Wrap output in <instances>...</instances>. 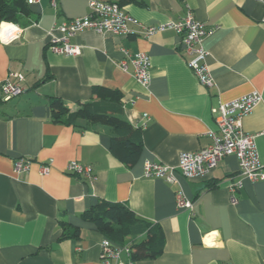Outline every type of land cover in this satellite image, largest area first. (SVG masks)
Returning a JSON list of instances; mask_svg holds the SVG:
<instances>
[{
    "label": "crops",
    "instance_id": "crops-1",
    "mask_svg": "<svg viewBox=\"0 0 264 264\" xmlns=\"http://www.w3.org/2000/svg\"><path fill=\"white\" fill-rule=\"evenodd\" d=\"M51 1L36 0L28 15L2 22L14 25L17 37L0 41V85L19 73L24 91L0 100V264H104L105 238L81 219L100 200L124 204L138 219L160 227L162 254L132 264H264V180L241 178L234 156L203 178L187 180L176 172V182L168 184L143 176L145 161L176 168L181 153L207 148L208 133L216 131L211 110L254 91L262 100L243 118L242 128L254 136L264 172L262 5L257 0H134L122 7L135 22L128 25V36L84 31L71 39L80 55L64 57L47 50L48 33L85 16L89 0H54L55 6ZM187 11L210 32L203 47L211 88L201 86L187 67L181 36L172 30L144 34V28L178 21ZM123 50L148 56V88L119 68ZM94 86L118 90L123 119L141 130L142 151L131 167L110 153L107 126L52 121L51 98L73 113L91 100ZM23 158L31 161L29 169L16 173L14 162ZM70 162L92 167L93 179L69 174ZM45 164L49 172L41 175ZM239 179L242 188L231 205L228 186ZM177 191L191 209L176 207ZM73 228L79 230L77 239L62 236ZM120 260L129 258L121 253Z\"/></svg>",
    "mask_w": 264,
    "mask_h": 264
},
{
    "label": "built area",
    "instance_id": "built-area-1",
    "mask_svg": "<svg viewBox=\"0 0 264 264\" xmlns=\"http://www.w3.org/2000/svg\"><path fill=\"white\" fill-rule=\"evenodd\" d=\"M36 0H27L31 5ZM263 7L261 23L264 24V0H257ZM51 4L55 6V1ZM135 23L134 20L115 3L102 0H89L88 13L81 17L54 26L49 31L47 50L56 56L77 57L80 55V47L71 43V39L84 31H92L96 34H110L117 37H126L130 34L128 25ZM172 30L181 36L185 46L187 67L192 71L198 83L204 88H211L213 80L206 66L207 51L203 47L205 38L210 33L203 24L197 21L191 11L178 21L168 22L159 27L144 28L145 35H151L156 31ZM16 27L11 24H0V41L8 43L16 36ZM124 58L119 62V68L123 72L130 71L134 80L143 88H148L150 81V61L146 54H128L123 50ZM24 76L19 73L11 74L0 85V100L9 101L23 93L21 86ZM262 100L259 92H251L228 103L219 104L211 110L215 116L216 131L208 133L210 145L196 152L181 153L176 168H171L160 163L145 161L143 163V176L148 179H161L168 184L176 182V172L187 180L203 178L208 176L218 164L226 157L234 156L238 161L239 175L250 182L264 180L263 166L260 164L254 142V136L244 132L242 120L248 116L253 108ZM31 161L19 159L14 162L16 173H26ZM69 174L78 176L85 181H91L94 177L90 166L70 162L66 168ZM49 167L47 164L41 166V175H47ZM242 188L239 179L231 182L228 186L230 204L237 203V194ZM175 203L178 209H191V202L177 191ZM100 260L104 264H132L129 245L117 246L104 239L100 247ZM121 253L129 258L127 263L120 260Z\"/></svg>",
    "mask_w": 264,
    "mask_h": 264
},
{
    "label": "trees",
    "instance_id": "trees-1",
    "mask_svg": "<svg viewBox=\"0 0 264 264\" xmlns=\"http://www.w3.org/2000/svg\"><path fill=\"white\" fill-rule=\"evenodd\" d=\"M123 7L134 0H106ZM26 0H0V23H15L21 15H28ZM91 100L78 104L75 112L68 113L58 98L50 99L51 118L54 123L76 126L78 121L87 124H101L110 129L109 151L123 165L133 166L142 151L141 130L123 119L122 94L118 90L103 86L91 88ZM84 222L92 224L108 241L123 246L130 240V258L133 262L153 260L163 252L164 237L160 227L138 219L124 204L98 201L81 216ZM65 229V225L62 224ZM77 239L78 229L62 235Z\"/></svg>",
    "mask_w": 264,
    "mask_h": 264
}]
</instances>
